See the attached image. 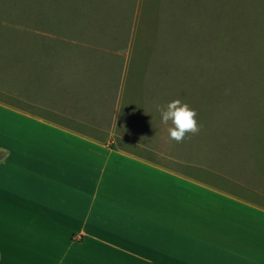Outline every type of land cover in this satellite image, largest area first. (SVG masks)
Returning <instances> with one entry per match:
<instances>
[{"label":"rangeland","instance_id":"rangeland-1","mask_svg":"<svg viewBox=\"0 0 264 264\" xmlns=\"http://www.w3.org/2000/svg\"><path fill=\"white\" fill-rule=\"evenodd\" d=\"M79 77L96 124L264 206V0H0V105L55 108ZM174 99L200 125L180 143L158 111Z\"/></svg>","mask_w":264,"mask_h":264},{"label":"crops","instance_id":"crops-1","mask_svg":"<svg viewBox=\"0 0 264 264\" xmlns=\"http://www.w3.org/2000/svg\"><path fill=\"white\" fill-rule=\"evenodd\" d=\"M92 85L60 84L55 108L0 105V264H264L254 191L96 124Z\"/></svg>","mask_w":264,"mask_h":264},{"label":"clouds","instance_id":"clouds-1","mask_svg":"<svg viewBox=\"0 0 264 264\" xmlns=\"http://www.w3.org/2000/svg\"><path fill=\"white\" fill-rule=\"evenodd\" d=\"M161 122L169 124L167 131L169 138L177 143L183 142L187 134L195 135L200 131V125L195 117L197 112L181 99H174L166 106H158Z\"/></svg>","mask_w":264,"mask_h":264},{"label":"trees","instance_id":"trees-1","mask_svg":"<svg viewBox=\"0 0 264 264\" xmlns=\"http://www.w3.org/2000/svg\"><path fill=\"white\" fill-rule=\"evenodd\" d=\"M2 156H0V158H1Z\"/></svg>","mask_w":264,"mask_h":264}]
</instances>
